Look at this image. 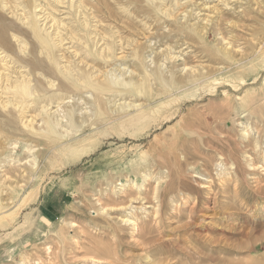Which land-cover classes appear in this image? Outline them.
I'll return each mask as SVG.
<instances>
[{
	"label": "rangeland",
	"instance_id": "1",
	"mask_svg": "<svg viewBox=\"0 0 264 264\" xmlns=\"http://www.w3.org/2000/svg\"><path fill=\"white\" fill-rule=\"evenodd\" d=\"M88 1L15 9L98 89L37 70L0 108V264H264V0H90L83 28ZM26 36L11 71L45 60Z\"/></svg>",
	"mask_w": 264,
	"mask_h": 264
},
{
	"label": "bare ground",
	"instance_id": "2",
	"mask_svg": "<svg viewBox=\"0 0 264 264\" xmlns=\"http://www.w3.org/2000/svg\"><path fill=\"white\" fill-rule=\"evenodd\" d=\"M20 1L21 0H16L15 1L16 4L14 6V9H12L11 6H8V3H10L8 0H0L2 9L3 10H5V9L10 10L9 12L11 14H13V16L17 19L16 21H18L22 26L26 27V29H24V28H19L18 29L17 26L13 22H8V21L4 20L3 17L0 16V62H3V64H5L3 71L0 70V108L3 109V110L4 109L6 110V107L8 105H10L12 107L14 106L16 109H18L19 116L20 117L22 116L21 119H23L25 117L24 114H26L28 112L26 110L27 109L26 105H27V103L29 101L25 102L26 104H24V108L21 110V105L20 104H22V102H19L18 99L20 97L22 98L24 95H26V92H28V91H29V94L32 95L30 93V91L34 90V93H36L37 89L42 88L41 87L42 86V80L40 78L39 79L36 78L32 74V71L42 70L41 72H39V73L37 72V73L40 74L43 78H45L47 80V85H48V88H50V89L54 88V85H53L54 82H52L51 80L48 81V79L50 77H52V76L55 77V75L58 76L59 81L61 83H62V81L63 82H67L66 85L61 84V87L64 88V89H67L68 86H70V85H72L73 87H79L78 86L79 83L85 84V87L90 86V87L94 88L95 90H97L98 88H97V85L95 83H91L92 82L91 80L87 81L84 78H82L81 76L77 75L74 72V70L71 69L70 66H68V65L67 66H60V61H57L58 60V59H56L57 57L54 56L53 49H54L55 46H57V47L63 46L62 44L64 42V39L62 38V35H60L61 32L57 28L53 29V25H51V26L48 27V29H51V28L53 29L54 33L52 34L53 35L52 36L48 32V30H46L44 28L45 25H43V23H42L43 27H40L38 25V21H36V17L40 13V14L43 15L42 16V18H43L42 21H44L46 23L50 22V21H48L49 16H47V13H46V15L44 13L45 12V9H43L44 6L43 7L41 6V8L38 9L37 13L36 12L31 13V9H36L38 6H40V4L39 5L37 4V6L35 4L34 7L32 6L33 8H31V7L30 8L29 7H22L21 11L18 12L15 9L21 8L20 7V3H22V2H20ZM54 1L57 2V3H60V4L62 2V0H54ZM82 1H84V0H82ZM96 1H97V4L98 3H100V4L102 3V0H96ZM160 1H163V0H160ZM72 2H73V0H71L70 3L72 4ZM17 3H19L18 6H17ZM84 3H80L81 7H78V12H79L78 14H79V16L80 15L81 16L85 15V16H83L84 20H83L82 25H83V28H86V27L88 28L89 27V25H88L89 22H87V20H88L89 16H91V18H93L94 20H97V16H95L96 14L95 15L93 14V11L96 9L95 7H96L97 4L95 3L94 6H92V4L90 3V0L88 1V3L87 2L85 4ZM24 4H23V6H24ZM98 7H100V6L98 5ZM24 8H26L28 10L25 11ZM86 10H88L87 12H90V14H87V12H85ZM51 20H52V18H51ZM97 22H99V21H97ZM16 34H19V35H16ZM22 34H24V37L26 36V34H28V35H30L32 37V40H34L33 41L34 43H32V44L33 45L35 44V46L37 45V46L40 47L38 52L40 54L41 53L44 54L43 56H45L44 57L45 60H37L36 57H34L35 55L33 53V52H35L36 49L34 47H31V51H29V53H28L29 55H31V58L28 59L29 56L28 57H22V58H25V59L20 58L21 62H22V65H23V67H21V69L23 70V68H27L28 71L27 70L25 72L24 71L21 72L20 70L19 71H16V70H12L11 71V68L8 67L9 66L8 63L11 62L9 60V56L10 55L8 53L9 52L13 53L14 49H13V46L11 44L9 36H11V38L15 39V41L19 45L17 50L21 54H23V56H24L27 51L25 49L26 47L22 46V44H25V43H23L22 42V38L19 37V36H22ZM28 35L26 37H28ZM117 43H118V51L122 50L125 44H127L126 46L128 47V43H125L124 41H122L121 37H119V40H118ZM113 48H114L113 45H112V47L105 46L104 47L105 53H109L110 52V55L113 56L114 55L113 53H115L114 52L115 50ZM62 59H63V57H62ZM185 67H186V65L184 66V69L187 70L188 68H185ZM17 70H18V68H17ZM45 74H48V76H46ZM208 74L209 73H207V72H203L193 82L201 81L202 79L206 78L208 76ZM71 77L74 78V79H72V81H71ZM69 81H70V83H69ZM190 82L193 83L192 80ZM16 105H20V106L16 107ZM60 110H62V109H60ZM56 113L57 112H55V114ZM10 114L11 113L9 112L8 115H10Z\"/></svg>",
	"mask_w": 264,
	"mask_h": 264
}]
</instances>
